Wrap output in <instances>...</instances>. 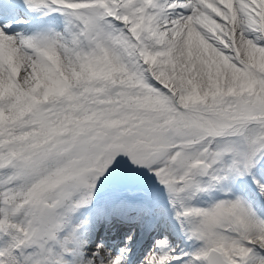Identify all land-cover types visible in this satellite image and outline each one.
<instances>
[{"label": "snow or ice", "instance_id": "1", "mask_svg": "<svg viewBox=\"0 0 264 264\" xmlns=\"http://www.w3.org/2000/svg\"><path fill=\"white\" fill-rule=\"evenodd\" d=\"M0 264H264V0H0Z\"/></svg>", "mask_w": 264, "mask_h": 264}]
</instances>
